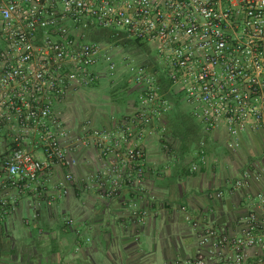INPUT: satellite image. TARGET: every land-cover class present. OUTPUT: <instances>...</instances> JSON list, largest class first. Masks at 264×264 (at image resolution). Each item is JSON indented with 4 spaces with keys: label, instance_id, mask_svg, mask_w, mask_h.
Returning a JSON list of instances; mask_svg holds the SVG:
<instances>
[{
    "label": "built area",
    "instance_id": "built-area-1",
    "mask_svg": "<svg viewBox=\"0 0 264 264\" xmlns=\"http://www.w3.org/2000/svg\"><path fill=\"white\" fill-rule=\"evenodd\" d=\"M91 30L147 44L156 70L137 68L138 98L122 117H109L111 128L85 120L74 131L61 106L117 72L113 44L88 40ZM157 70L199 124L234 139L233 151L244 134L264 138V0H0V191L36 189L56 166L69 171L60 186L103 199L127 188L139 195L147 172L143 143L151 124L172 109ZM83 148L95 151L101 167L78 182L73 153ZM195 157L192 173L210 166L205 150ZM251 168L233 188L263 176V161ZM255 206L236 235L202 226L182 206L199 245L210 248L185 264H264V194ZM8 209L12 202L0 200V215ZM132 216L143 225L147 212L134 207Z\"/></svg>",
    "mask_w": 264,
    "mask_h": 264
},
{
    "label": "crops",
    "instance_id": "crops-1",
    "mask_svg": "<svg viewBox=\"0 0 264 264\" xmlns=\"http://www.w3.org/2000/svg\"><path fill=\"white\" fill-rule=\"evenodd\" d=\"M133 96L136 101L138 93ZM71 97L61 109L68 108ZM65 118L76 131L80 121L76 125L75 119ZM157 124H151L152 134L142 146L147 172L139 195L127 188L115 198L103 199L76 185L60 186L69 171L56 166L40 176L36 189L21 195L0 191V200L14 206L0 215V264H185L210 248L199 245L198 232L184 221L182 206L202 226L239 234L245 227L242 219L264 194V174L247 179L241 188L232 185L243 169L264 164V138L244 134L233 151L234 139L224 130L197 123L200 142L186 153L171 150L162 139L164 125ZM96 126L112 127L107 117ZM200 149L209 155L210 166L192 173L190 165ZM73 157L71 171L78 182L101 167L92 148L76 150ZM134 207L146 210L143 225L132 216ZM69 218L74 221L71 227L65 224Z\"/></svg>",
    "mask_w": 264,
    "mask_h": 264
},
{
    "label": "rangeland",
    "instance_id": "rangeland-1",
    "mask_svg": "<svg viewBox=\"0 0 264 264\" xmlns=\"http://www.w3.org/2000/svg\"><path fill=\"white\" fill-rule=\"evenodd\" d=\"M100 42L108 43L107 41ZM112 46L115 49L116 74L79 91L68 101V108L62 107L61 109L66 117L75 119L76 125L79 121L82 123L84 120H89L96 126L100 120L103 121L106 117L108 119L112 114L116 116V111L122 110L124 112L135 100L134 93H138L141 89L135 80L137 68L142 67L147 71L156 68L155 53L147 44L140 50H125L115 44ZM177 118L175 114L174 120L168 122V118L165 116L158 124L164 126L168 124L171 127L170 131L178 130L175 124ZM180 137L178 132L174 134V138L170 132H167V136L165 135L162 139L166 141L171 150L175 151L181 147Z\"/></svg>",
    "mask_w": 264,
    "mask_h": 264
},
{
    "label": "trees",
    "instance_id": "trees-1",
    "mask_svg": "<svg viewBox=\"0 0 264 264\" xmlns=\"http://www.w3.org/2000/svg\"><path fill=\"white\" fill-rule=\"evenodd\" d=\"M88 37L91 40L97 42L107 41L108 43L118 45L125 50H140V48H143L146 45L145 43L139 41L126 39L121 34L116 35L113 32L107 30H91L89 31ZM154 69L155 68H153L152 70ZM155 75L161 94L172 104V109L166 116L168 118V122L174 120L175 114L179 118H177V120L175 121L178 130L173 129L172 131H170L171 127L167 124L164 126L165 135L167 136V132H170V135L174 138V134H177L178 132L181 135L180 149L183 152L187 153L194 149V147L197 146L200 142V137L198 136V132L195 129L196 124L198 122L189 114L188 110L183 106L180 96L175 95L170 90L169 82L165 75L161 71L159 73L158 70Z\"/></svg>",
    "mask_w": 264,
    "mask_h": 264
}]
</instances>
